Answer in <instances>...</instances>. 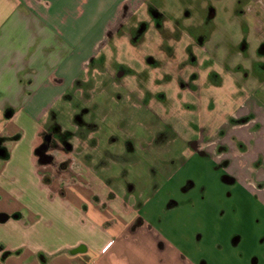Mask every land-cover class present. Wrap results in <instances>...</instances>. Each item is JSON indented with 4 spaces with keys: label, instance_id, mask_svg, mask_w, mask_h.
<instances>
[{
    "label": "crops",
    "instance_id": "0c3cea01",
    "mask_svg": "<svg viewBox=\"0 0 264 264\" xmlns=\"http://www.w3.org/2000/svg\"><path fill=\"white\" fill-rule=\"evenodd\" d=\"M135 3L0 0V264H264L261 107L193 143L153 196L79 161L72 172L56 154L74 145L48 148L47 164L37 154L50 114Z\"/></svg>",
    "mask_w": 264,
    "mask_h": 264
},
{
    "label": "rangeland",
    "instance_id": "374dc122",
    "mask_svg": "<svg viewBox=\"0 0 264 264\" xmlns=\"http://www.w3.org/2000/svg\"><path fill=\"white\" fill-rule=\"evenodd\" d=\"M244 105L264 109V0H136L44 136L52 150L75 146L56 154L72 172L79 161L153 196L193 143L232 115L252 119L238 117Z\"/></svg>",
    "mask_w": 264,
    "mask_h": 264
},
{
    "label": "flooded vegetation",
    "instance_id": "af4514ba",
    "mask_svg": "<svg viewBox=\"0 0 264 264\" xmlns=\"http://www.w3.org/2000/svg\"><path fill=\"white\" fill-rule=\"evenodd\" d=\"M69 147L70 146H68L67 148H69ZM48 148L50 149V139H47V137H46V139L44 140V143L42 144L41 149H40V155L39 156L41 157V160H48V157L50 156ZM72 151H73V149L71 148L70 152H72Z\"/></svg>",
    "mask_w": 264,
    "mask_h": 264
},
{
    "label": "water",
    "instance_id": "95a60500",
    "mask_svg": "<svg viewBox=\"0 0 264 264\" xmlns=\"http://www.w3.org/2000/svg\"><path fill=\"white\" fill-rule=\"evenodd\" d=\"M37 154L40 155V150L37 151ZM42 163L47 164L51 161V157H48V160H41Z\"/></svg>",
    "mask_w": 264,
    "mask_h": 264
}]
</instances>
